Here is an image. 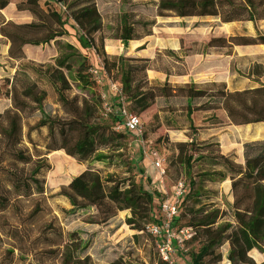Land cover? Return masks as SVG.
<instances>
[{"label":"rangeland","instance_id":"obj_1","mask_svg":"<svg viewBox=\"0 0 264 264\" xmlns=\"http://www.w3.org/2000/svg\"><path fill=\"white\" fill-rule=\"evenodd\" d=\"M159 1L0 0V114L15 110V101L24 104L21 140L9 146L0 133V198L8 200L0 207V264H161L148 228L161 222L166 198L145 150L162 155L168 195L185 181L174 224L179 261L264 264V140L247 143L236 167L215 141L180 148L186 141H174L168 130L173 119L186 123L181 97L138 112L146 129L141 146L129 134H104L110 100L104 97L100 109L87 79L99 93L111 82L123 85L121 72L140 59L118 62L113 58L129 57L109 54L105 39H117L124 21L134 37L149 34L162 18ZM242 14L264 32V0H243ZM33 24L40 30L25 28ZM13 151L31 160H14ZM16 179L30 185L28 194L15 190ZM120 186L122 197L112 198ZM136 186L144 190L132 191Z\"/></svg>","mask_w":264,"mask_h":264},{"label":"crops","instance_id":"obj_2","mask_svg":"<svg viewBox=\"0 0 264 264\" xmlns=\"http://www.w3.org/2000/svg\"><path fill=\"white\" fill-rule=\"evenodd\" d=\"M204 16L214 17L213 23H205L208 20ZM161 17L149 34L130 39L126 48L120 38L105 39L109 54L141 59L136 62L143 66L134 68L126 89L134 97L129 98L123 86L116 83L130 111L138 115L150 113L159 101L169 99L172 104L181 97L186 123L171 120L173 126L168 131L174 141L205 145L215 141L222 155H233L235 160L230 162L242 165L245 145L264 140V119L259 120L255 112L244 109L258 105L259 100L247 91L264 85V42L258 38L264 32L243 17L232 20H223L220 15ZM241 28L243 34H235ZM114 83L111 82L107 93L104 89L100 92L102 99L108 97L114 102ZM140 98L143 101H138ZM142 124L141 136L121 132L136 138L141 146V139L146 136L143 121ZM241 140L243 145L239 143ZM146 156L156 170L152 158ZM152 181L156 186L157 170Z\"/></svg>","mask_w":264,"mask_h":264},{"label":"trees","instance_id":"obj_3","mask_svg":"<svg viewBox=\"0 0 264 264\" xmlns=\"http://www.w3.org/2000/svg\"><path fill=\"white\" fill-rule=\"evenodd\" d=\"M158 8L160 9V15L161 16H166L169 15V12H175V14H177L178 16H190V15H220L222 17L223 20H232L235 18H241L243 17L242 15H237V13L239 11H243V0H160L158 3ZM25 28L27 29H34V31L40 30L41 27H39V25H31V27L26 26ZM101 28V22L98 24V26L93 29L92 31L89 32V34L91 36H93L96 32H98ZM49 36L48 39H56V36H53L55 33H53L52 31L47 30ZM51 34V35H50ZM53 34V35H52ZM117 38H120L122 40H126L129 41L130 39L135 38L134 37V28L133 26L128 23L127 21H124V24L122 22L121 25V29H120V34L119 36H117ZM261 41L264 42V34L259 35L258 37ZM213 42V40L211 41ZM113 59H119L118 62H122L121 59H123L124 61H128L129 63L132 62V58H124V57H119V58H113ZM136 60V59H135ZM141 60V59H140ZM139 60V61H140ZM118 66V65H117ZM142 63L139 65H134L132 64L129 69L125 68L124 72H121V79H122V83H123V88L126 92V89L128 88V83L130 82V80L132 79V77L134 76V68L136 69L140 67H142ZM107 67H111L110 63L107 64ZM112 67H114L112 65ZM86 77H87V73H85ZM87 83L89 85L90 88L93 89V91L95 92L94 95V101L96 103V105L101 109V105H103V100H102V96L101 93L97 92L96 89L94 88L96 82L95 81H90L89 79H87ZM252 93L254 96L256 95L257 99V103L258 105L256 106H251V107H245L244 109H246L247 111H253L255 112L256 118L259 120L264 119V85L256 88L254 90L251 91H247ZM127 93V92H126ZM128 97H134V95L132 94H128ZM132 95V96H131ZM261 98V99H260ZM138 101H143V98H140ZM139 103V102H138ZM24 104H22L21 102H17L15 101V110H9L6 111L5 114H0V117H5L6 119V126L3 127L0 130V133L5 136L7 138V144L9 146L14 145V139H18V141L21 140V135H22V114L21 111L24 109ZM145 107H142L141 109H144ZM243 114H245L243 112ZM120 118L116 117V116H112L109 124L107 125L106 130L104 131V134L108 136V131H109V136L111 135L110 130L112 132V134L115 136V138H119V139H125L127 138L126 135L122 132H118L115 130V126L120 122ZM44 125L45 122L43 123ZM114 138V137H113ZM114 138V139H115ZM193 142H185V143H180L179 147L181 148H193ZM114 149V150H113ZM112 150L115 151V148H113ZM11 157L14 160H22V161H30L31 160V155H24V153L22 151H13L10 152ZM117 155H121V154H117ZM232 167H236L237 165L230 162ZM251 163H248V166ZM135 167H137V165L135 164ZM88 172H93L92 170H89ZM85 173V172H84ZM84 173H82L81 175L77 176V177H82L84 175ZM247 178H251L252 176L248 173H246L244 175V177ZM263 177L264 176V171L260 172L259 177ZM240 179V178H239ZM14 188L15 190H17L18 192H22L21 194H28L31 190V187L29 184H25V181L23 180H14ZM142 186H136V188H134L132 191H137L136 189L139 188V190H144L143 188H140ZM103 188V187H102ZM128 189H125L123 191H126ZM117 191L119 192V194H114V193H110V195H112V198H121L122 196H120V194H122V188L117 187ZM117 195V196H116ZM140 195L142 196L143 194L140 193ZM116 196V197H115ZM110 197V196H109ZM108 197V198H109ZM248 196L246 195V198ZM106 198V197H105ZM8 203L7 198H0V207H5ZM178 220V217L175 219V222ZM246 237H249L248 232H245ZM254 247L253 243H250L249 248L252 249ZM12 253V252H11ZM72 258H75L74 255L70 256V260ZM161 260V259H160ZM8 264H11V262H9ZM161 264H165L162 260H161ZM193 264H196L195 262Z\"/></svg>","mask_w":264,"mask_h":264},{"label":"built area","instance_id":"obj_4","mask_svg":"<svg viewBox=\"0 0 264 264\" xmlns=\"http://www.w3.org/2000/svg\"><path fill=\"white\" fill-rule=\"evenodd\" d=\"M112 89L116 92L114 102L106 101L104 107L108 113L121 118L119 124L115 126V130L118 132L126 131L134 136H141L143 134L141 117L130 111L128 101L122 95L121 89L116 83L113 84ZM145 153L152 158L153 165L157 170V185L155 187L158 191L164 193V198H166L162 204L161 222L149 226L148 231L154 238L159 258L165 264H188L185 261H179L176 255V231L174 229L175 219L179 215V201L180 198H184L186 193L185 181H177L172 188V194L168 195L165 186L166 169L162 156L157 150H145Z\"/></svg>","mask_w":264,"mask_h":264}]
</instances>
